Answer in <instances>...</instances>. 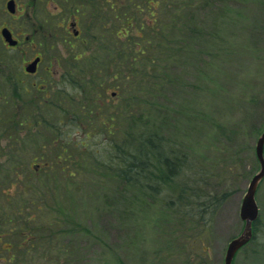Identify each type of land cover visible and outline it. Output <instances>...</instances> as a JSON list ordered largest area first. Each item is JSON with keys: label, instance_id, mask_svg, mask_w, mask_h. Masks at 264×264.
<instances>
[{"label": "rangeland", "instance_id": "1", "mask_svg": "<svg viewBox=\"0 0 264 264\" xmlns=\"http://www.w3.org/2000/svg\"><path fill=\"white\" fill-rule=\"evenodd\" d=\"M53 1L54 4L49 0V61L46 59L42 68L45 72L49 62L52 92L68 87L75 95L78 91L67 81L68 76L63 78L64 64L76 74L84 72L83 67L93 61L83 58L104 46L107 37L99 39L103 32L101 17L90 20L91 11L95 12L102 0H89V7L86 5V43L64 37L62 26L68 27L70 22L61 9L64 3L70 7L74 0ZM202 4L182 15L178 30L168 35L173 51L158 49L166 62V87L156 97L147 92L140 94L135 113L126 114L138 123L145 121L147 127L136 131L146 132L148 128L164 134L168 147L181 155L177 177L168 186L158 184L159 192L155 193L129 184L106 167H102L105 171L99 170L88 156L93 152L80 156L77 149L71 150L70 168L80 171L78 178L71 181L62 171L49 176V212L38 209L33 212V215L37 212L38 219L33 225L34 233L45 224L46 230L37 233L46 232L49 249L57 246L68 249L66 256L58 259L62 264H67L66 260H72L70 264H224L230 241L243 231L241 204L251 179L260 170L255 148L264 131V0H202ZM55 5H59V11ZM165 5L162 1L156 8L157 16L152 17L156 22L157 18L165 21ZM140 7L145 11L136 19L148 23L151 16L146 6ZM142 34L146 36L147 30L142 33L135 28L132 41H141ZM159 39L156 33L154 43ZM35 44L33 41L32 45ZM167 56H175V61L169 63L171 57ZM85 75L92 79L94 76L89 69H85ZM114 83L115 80L104 85L109 89L106 98H116L112 110L122 93ZM4 88L9 95L10 88L7 85ZM117 91L119 94L112 96ZM16 103L21 107L22 119L35 118L38 110L35 103L23 105L22 100ZM17 105L8 101L1 108L0 188L12 191L10 185L15 174L9 168L11 160L22 164L20 190L31 188L29 195L33 198L37 182L34 170L38 166H30V161L35 157L34 163H43L44 159L39 157L37 134L14 136L9 127H14L11 119ZM133 107L130 105V110ZM112 113L117 115L116 111ZM83 117L78 120L84 123H80V128L69 126L64 134H71L73 147L85 139L87 149L103 148L109 135L90 133L91 138L86 140L89 132L84 125L94 118ZM123 135L115 127L116 140ZM48 149L52 161L57 150L51 146ZM174 150L169 152L167 148L170 155L175 154ZM157 183V178L143 179L144 185ZM182 188L185 192L181 203L178 198ZM256 197L260 207L256 238L237 253L234 264H264V179ZM163 198L176 203L169 208V202ZM17 252L21 258L18 260H25V264L47 261L41 257L46 253L44 249L37 251L36 259H30L31 253L23 248ZM6 255L2 251L1 256Z\"/></svg>", "mask_w": 264, "mask_h": 264}, {"label": "trees", "instance_id": "2", "mask_svg": "<svg viewBox=\"0 0 264 264\" xmlns=\"http://www.w3.org/2000/svg\"><path fill=\"white\" fill-rule=\"evenodd\" d=\"M125 1L128 3L126 4ZM162 1L166 3L165 21L157 18L156 22L152 17L157 16L156 8ZM140 5L146 6L148 15L151 16L148 23L136 19L141 12L145 11ZM202 5V0H102L98 9L95 12L91 11L90 20L96 16L101 17L99 20H101L103 32L99 39L107 38L102 48H98L83 58V60L91 59L93 61L88 67L84 64V72L79 71L76 74V71H71L69 68L67 81L74 86L78 93L71 94L68 87L53 90L49 97L48 115H37L33 120L21 119L19 121L14 116L11 119L14 127H9L14 130V136H20V134H15V128L21 126L29 128L21 127L22 133L29 136L38 135L36 139L37 144L39 142V157L44 160L43 163H38V167L34 170L37 182L34 184L36 189L33 198L29 195L31 188H23L22 192L20 190L19 169L22 164L8 161L9 168L15 176L14 180H11L12 191L5 187L0 188V264H25V260H20V254L17 252L20 248L31 253L30 259H36L37 251L44 249L46 253L41 257L47 261L45 263L38 261L37 264H62L58 259L64 258L68 249H64L62 246L49 249V237L45 235L46 232L41 235L37 233L38 230H46L45 224L40 225V228L34 233L33 225L38 219L36 218L37 212L34 215L33 212L36 209L49 212V176L52 177L55 173L62 171V175L66 173L64 176L70 177L71 181L78 178L77 174L80 171L71 169L72 163H69L70 160H73V152H71L73 149H77L80 156L88 151L93 152L88 156L91 157L92 164L99 170L105 171L102 167H106L110 173H115L116 177L129 184L152 189L155 193L159 192L158 184L168 186L170 180L177 177L179 169L177 166L182 162L181 155L174 148L168 147L164 134H161L157 129L149 130L147 128L146 132L136 131V129L147 127L144 126L146 125L145 121L138 123L132 118L130 120L126 114L135 113L140 94L147 92L150 96L156 97V94L166 87L167 83L164 78L166 62L158 49L165 48V51L172 52V40L168 35L178 30V19L194 10L196 6ZM91 6L93 7V5ZM88 7L89 5H87ZM135 28H139L142 33L147 30V35H139L141 41L134 43L132 34ZM156 33L160 38L157 44L154 43ZM167 57H171L167 60L169 63L175 61V56ZM78 68L79 66L77 70H79ZM85 69L93 72V79L92 76L90 78L85 75ZM78 79L80 81H77ZM113 80H115V86L120 87L122 93L118 105L112 110L113 101L116 98L114 97L113 100L106 98L109 89L104 85H108ZM119 92L117 91V94ZM73 102H76L77 105L72 104ZM130 105H134L131 110ZM106 108L111 111H107ZM112 111H116L117 115ZM81 114L84 117L94 118L93 122L87 126L84 125L86 131L89 132L86 140L91 138L90 133L109 135L103 148L87 149L88 144L85 139L73 147L74 144L70 139L71 134H64L65 128L69 126L80 128V123L84 124L82 121H78L83 116H80ZM38 125L39 128L35 127ZM122 126L124 129L119 130ZM34 127L35 130H33ZM115 127L116 130L123 132L124 135L121 139L116 140ZM33 131L36 133H32ZM50 133H54L55 136H49ZM49 146L57 150L52 161L49 160ZM84 147H86L85 151H83ZM167 148L169 152L174 150L175 154L170 155ZM1 152L4 154V149ZM34 158L30 161V166H36ZM149 168H152L151 171ZM67 169L68 172H66ZM144 178H157L158 183L144 185ZM69 184L70 182L67 183L68 188ZM183 192H185L184 188L181 189L178 198L181 203L184 198ZM196 195H200V193L196 192ZM163 199L169 202V208H171V203H176L173 199ZM211 205L210 203L209 207ZM205 206L206 204L202 205L204 209ZM66 232L68 231L66 230L64 233ZM254 238H256V232ZM2 251L7 252V257L1 256ZM18 258L20 259L18 260ZM66 261L67 264H70L72 260Z\"/></svg>", "mask_w": 264, "mask_h": 264}, {"label": "flooded vegetation", "instance_id": "3", "mask_svg": "<svg viewBox=\"0 0 264 264\" xmlns=\"http://www.w3.org/2000/svg\"><path fill=\"white\" fill-rule=\"evenodd\" d=\"M87 3L89 0H74L70 7L63 4L61 11H64L65 15L68 14L70 22L68 27L62 26L65 27V38L87 42L82 35L85 34L86 28L84 16ZM55 9L59 11V5H55ZM33 41H36L35 45H32ZM35 48L37 50L30 54L29 50L33 51ZM46 59L49 61V0H0V126L3 122L1 108L6 106L8 101L15 105L20 100L23 105L35 103L38 114L34 113V117L48 115L49 97L52 95L49 73L52 72L49 70V62L44 67L45 72L43 71ZM35 61V71H29ZM65 64L63 78L69 73ZM15 65H18V68L14 69ZM6 85L11 90L9 95L5 92ZM20 109L17 105L14 114L19 121L22 119L19 116ZM15 134H22V128H15Z\"/></svg>", "mask_w": 264, "mask_h": 264}, {"label": "water", "instance_id": "4", "mask_svg": "<svg viewBox=\"0 0 264 264\" xmlns=\"http://www.w3.org/2000/svg\"><path fill=\"white\" fill-rule=\"evenodd\" d=\"M36 61L29 67L30 71H35ZM256 154L261 164V170L251 180L247 192L242 201L240 217L245 221L243 232L231 240L229 243L225 264H233V259L240 248L247 244L253 237V222L258 218L259 206L256 201V192L264 178V132L256 143Z\"/></svg>", "mask_w": 264, "mask_h": 264}]
</instances>
